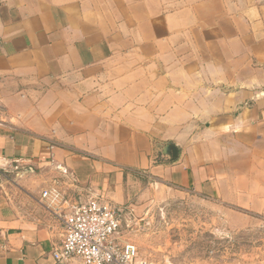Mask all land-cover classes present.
Returning a JSON list of instances; mask_svg holds the SVG:
<instances>
[{
	"label": "crops",
	"instance_id": "obj_1",
	"mask_svg": "<svg viewBox=\"0 0 264 264\" xmlns=\"http://www.w3.org/2000/svg\"><path fill=\"white\" fill-rule=\"evenodd\" d=\"M259 157L264 0H0V264H54L55 184L120 223L136 175L252 211Z\"/></svg>",
	"mask_w": 264,
	"mask_h": 264
},
{
	"label": "rangeland",
	"instance_id": "obj_2",
	"mask_svg": "<svg viewBox=\"0 0 264 264\" xmlns=\"http://www.w3.org/2000/svg\"><path fill=\"white\" fill-rule=\"evenodd\" d=\"M257 168L264 173L262 157ZM257 183L258 210L250 211L178 192L143 175L125 178L121 225L138 248L135 264H264V174ZM17 185L3 177L0 190H18Z\"/></svg>",
	"mask_w": 264,
	"mask_h": 264
},
{
	"label": "built area",
	"instance_id": "obj_3",
	"mask_svg": "<svg viewBox=\"0 0 264 264\" xmlns=\"http://www.w3.org/2000/svg\"><path fill=\"white\" fill-rule=\"evenodd\" d=\"M55 170L72 181L64 167L57 165ZM56 185L41 195L51 205H64L60 215L64 238L52 251L54 264H75L74 259L82 264H135L138 248L120 232L114 207L101 198L68 201Z\"/></svg>",
	"mask_w": 264,
	"mask_h": 264
},
{
	"label": "water",
	"instance_id": "obj_4",
	"mask_svg": "<svg viewBox=\"0 0 264 264\" xmlns=\"http://www.w3.org/2000/svg\"><path fill=\"white\" fill-rule=\"evenodd\" d=\"M157 154L164 156L170 162H174L178 157V150L172 143H164Z\"/></svg>",
	"mask_w": 264,
	"mask_h": 264
}]
</instances>
